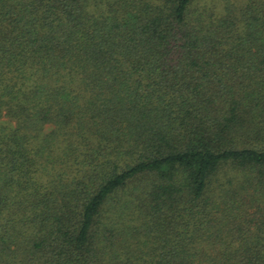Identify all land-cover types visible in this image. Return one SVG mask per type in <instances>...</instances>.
<instances>
[{
	"label": "trees",
	"instance_id": "obj_1",
	"mask_svg": "<svg viewBox=\"0 0 264 264\" xmlns=\"http://www.w3.org/2000/svg\"><path fill=\"white\" fill-rule=\"evenodd\" d=\"M0 264H264V0H0Z\"/></svg>",
	"mask_w": 264,
	"mask_h": 264
}]
</instances>
